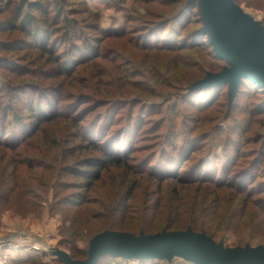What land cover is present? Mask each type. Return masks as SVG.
<instances>
[{
  "label": "rangeland",
  "instance_id": "rangeland-1",
  "mask_svg": "<svg viewBox=\"0 0 264 264\" xmlns=\"http://www.w3.org/2000/svg\"><path fill=\"white\" fill-rule=\"evenodd\" d=\"M230 1L264 36V0ZM26 17L46 32L27 37ZM199 19L196 0H0V121L22 117L12 136L37 130L22 146L10 135L0 144V264H86L113 233L176 232L196 188L206 201L196 223L209 234L182 231L224 251L264 249V94L245 80L233 92L207 82L229 66L201 45ZM32 92L55 114L39 127ZM98 127L103 135L85 141ZM90 140L120 157L93 181L74 172L100 154ZM166 170L178 180L151 173ZM199 178L237 191L188 184ZM92 264L203 262L168 244L154 258L110 251Z\"/></svg>",
  "mask_w": 264,
  "mask_h": 264
},
{
  "label": "water",
  "instance_id": "water-1",
  "mask_svg": "<svg viewBox=\"0 0 264 264\" xmlns=\"http://www.w3.org/2000/svg\"><path fill=\"white\" fill-rule=\"evenodd\" d=\"M202 32L207 35L214 52L229 66L223 73L208 80L229 83L231 92L248 80L264 91V36L240 13L233 10L230 0H196ZM174 252L198 257L203 264H264V249L236 248L224 251L204 233L191 230L134 236L113 233L86 264L103 252L154 258L165 245Z\"/></svg>",
  "mask_w": 264,
  "mask_h": 264
},
{
  "label": "trees",
  "instance_id": "trees-1",
  "mask_svg": "<svg viewBox=\"0 0 264 264\" xmlns=\"http://www.w3.org/2000/svg\"><path fill=\"white\" fill-rule=\"evenodd\" d=\"M37 3L38 4L36 6V10H40V6H41L42 2H37ZM53 4H54L53 9L54 10L57 9L59 5L57 6L56 5L57 3H53ZM46 12H50V10H46ZM199 22H201L200 19H199ZM21 23H22V27L25 28V32L23 34L27 35V37L31 38L32 40H34L35 38L39 37V35L43 34V31L46 30V28L44 26L43 27H38L36 25L34 26L35 23H33V21L31 20L30 17H26L25 19L22 20ZM69 26L70 25L68 24L67 27H69ZM202 40H206V41L204 42ZM202 40L200 42L201 45L209 47V48H213L209 44V41H208V38H207L206 34H204ZM48 43H49L48 40L42 39L40 46L37 45V47H39L38 50L41 49L44 52L43 53L44 55H45V53H47V47L46 46H47ZM48 53L52 55V51L51 50ZM55 55L56 54H54L51 57H49V59H48L49 62L56 61ZM63 70H65L66 74L69 73L70 69H69V64L67 62L64 64ZM244 85L252 88L253 91L256 90L257 93L264 94V91H263L262 88L257 87L256 84H254V83H252V82H250V81H248L246 79L244 81ZM32 93H33L34 97H31L30 93L28 95V96L31 97V98L29 97V99L31 101L30 110L32 112V118H35L34 119V122L36 123L35 125L37 127H39L41 124L48 123L53 118H55V114L52 111H49L50 109L48 110V108H49L48 105H47V107L45 109L42 110L43 106L40 105V102H41V98H43V96H41V95L37 96L36 93H34V92H32ZM18 118H19V120H17ZM21 119H22V117L20 118L18 115L13 114L12 120H8V121L7 120H2V121H0V123H1L0 124V144L3 143V140H4L3 138L5 136H7V135L9 136L10 134L13 133V132H7V127L12 128L11 126L16 125L17 123H18L17 126H19L20 122H21ZM16 128H19V127H15L14 130ZM35 129L34 130H30V131L25 129L24 131H22L23 133H19L18 135L17 134L16 135L13 134V136H17L18 138H14L12 135H10L11 137H9V138L11 140H9L10 141L9 144L14 145V147H19V146L24 145L25 143H27L30 140V138H32L35 135V133L37 131ZM103 133H104V131L101 130L98 127V128H91L90 130H86V131H84V133H82V135H83L84 139L86 138L87 134L89 136L98 138V137L102 136ZM86 139H85V141H86ZM87 141H89V140H87ZM90 142H91V144H90V146L88 148L89 149H93V150H97L100 154L87 157L86 159L81 161L82 164H77L76 163L75 166L79 167V169H76V171H74V172H78L79 171L84 179H86L88 181L89 180L93 181V180H98L101 177L103 171L106 169L107 166H114V165L118 164V162L120 161V157L117 156V154L111 149H107L105 147L101 148L100 145H102V144H97L93 140H90ZM5 143L8 144V142H5ZM169 148H172V147H169ZM172 151H174V150L171 149L170 152L167 151L165 153L168 154V156H169V155H171ZM170 159H172V158H170ZM171 161L172 160H170V162L168 163V169L169 170H171L170 169L171 168L170 165L172 164ZM173 166L175 167V164ZM166 172L167 173H164L163 176L156 175L153 172H151V173H152L153 178L159 180L160 182H165V181H168L170 179L178 180V178L172 176L168 170H166ZM226 175L227 176L229 175L228 172H225V170H224V172L220 171V177H222V176L224 177ZM179 181L181 183L184 182L183 180H179ZM88 183L89 182H85V184H88ZM188 184L190 186H195V185L201 186L203 184V185L209 186L210 188H215V190L219 193V195L222 192H224L225 190H235V191H237L236 188L234 187V185L228 182V179H226L225 181H222V182H215L212 179L205 180L204 178H199V179L191 181ZM190 190L191 189H189V191ZM194 190L195 191H192L194 193L193 195H190L191 192H188L186 194V197L190 198L188 200V202H189L188 203L189 204L188 208L186 209L188 212L186 211V213H185L188 216V218L187 219L183 218L182 221H179V223H177L175 226H173V229L175 231H182V230L186 229L187 225H188V226L193 227L194 231H198V232L207 231V235H208L209 233H208V229L206 228V225L204 223H201V224H197L196 223V222L199 221L198 218L201 215L202 208L206 205L205 197L202 195V193H203V191H205V189H202L201 195H200V192L196 191L197 188L194 189ZM169 202H175V201L171 200ZM171 228H172V226H171Z\"/></svg>",
  "mask_w": 264,
  "mask_h": 264
}]
</instances>
